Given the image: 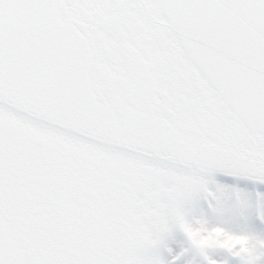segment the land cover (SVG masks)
<instances>
[{
  "label": "snow or ice",
  "instance_id": "obj_1",
  "mask_svg": "<svg viewBox=\"0 0 264 264\" xmlns=\"http://www.w3.org/2000/svg\"><path fill=\"white\" fill-rule=\"evenodd\" d=\"M0 264H264V0H0Z\"/></svg>",
  "mask_w": 264,
  "mask_h": 264
}]
</instances>
